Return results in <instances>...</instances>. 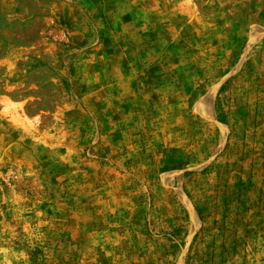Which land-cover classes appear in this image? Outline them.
Here are the masks:
<instances>
[{"label": "rangeland", "instance_id": "374dc122", "mask_svg": "<svg viewBox=\"0 0 264 264\" xmlns=\"http://www.w3.org/2000/svg\"><path fill=\"white\" fill-rule=\"evenodd\" d=\"M0 264H264V0H0Z\"/></svg>", "mask_w": 264, "mask_h": 264}]
</instances>
